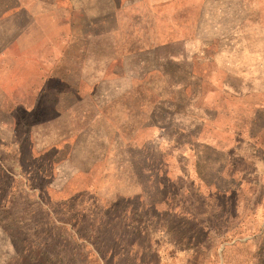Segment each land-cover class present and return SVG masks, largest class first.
I'll return each instance as SVG.
<instances>
[{"label": "rangeland", "instance_id": "374dc122", "mask_svg": "<svg viewBox=\"0 0 264 264\" xmlns=\"http://www.w3.org/2000/svg\"><path fill=\"white\" fill-rule=\"evenodd\" d=\"M246 49L264 0H0V85L35 91L0 90V264H264V180L200 121Z\"/></svg>", "mask_w": 264, "mask_h": 264}, {"label": "crops", "instance_id": "0c3cea01", "mask_svg": "<svg viewBox=\"0 0 264 264\" xmlns=\"http://www.w3.org/2000/svg\"><path fill=\"white\" fill-rule=\"evenodd\" d=\"M204 2L206 3L208 0H204ZM25 8L28 9L26 5ZM28 33V28L23 31L25 35ZM33 49L34 47L23 53L25 58L34 51ZM248 52L251 53L252 59L229 58L224 62L226 68L224 73L243 84L238 87L229 85V92L235 97V102L229 111L231 113L230 119L226 123L220 124L217 115L221 110H218L212 116H207L205 121L204 119L200 121L201 124L214 123L216 127L221 126L224 131H227L231 137L229 145L226 146L227 150L232 151L234 157H241L244 161H250L254 165L256 177L264 180V54H259L260 50H248ZM211 61L214 66L213 69L223 67L217 59ZM32 89L33 87L27 92H20L15 89L17 91L14 93L4 91L0 85L2 95H7L11 101L16 100L13 102L14 105H24V98L35 92ZM56 137L57 140L50 143L52 146L57 144L59 134ZM214 146L224 148L221 145ZM179 165L181 168L180 175L182 170L187 172L181 161ZM242 171L245 172L244 169ZM169 172L172 174V171Z\"/></svg>", "mask_w": 264, "mask_h": 264}]
</instances>
